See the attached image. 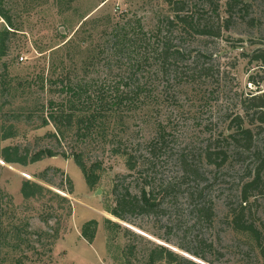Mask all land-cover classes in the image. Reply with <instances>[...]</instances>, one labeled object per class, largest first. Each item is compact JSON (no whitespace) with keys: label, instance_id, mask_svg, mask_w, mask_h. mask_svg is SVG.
Returning a JSON list of instances; mask_svg holds the SVG:
<instances>
[{"label":"rangeland","instance_id":"1","mask_svg":"<svg viewBox=\"0 0 264 264\" xmlns=\"http://www.w3.org/2000/svg\"><path fill=\"white\" fill-rule=\"evenodd\" d=\"M166 1L78 0L67 10L60 6V0H5L16 32L10 37L7 56L0 59V74L5 81V87L0 86V104L3 105V108L0 106V117L4 125L14 126L17 134L15 138L1 142L0 148L33 144L36 138L51 131L50 126L37 128V121L14 122L12 117L18 109L34 104L40 107L50 97L33 84L35 75L55 79L60 76V64L69 70L79 68L80 61L76 59L75 64L63 61V45L73 39L83 21L96 17H102L104 21L109 18L114 22L123 18L139 19L145 29H150L160 15L166 14ZM184 1L187 12L201 15L210 22L213 31L220 28L218 39L207 36L189 41L190 50L210 56L212 71L209 76L190 84L164 89L162 83H156L151 98L145 103L142 100L140 107L128 114L132 131L129 136L146 138L152 133L153 125L163 126L167 136L155 159L157 184L175 183L179 177V169L175 165L179 152L189 151L197 156L207 147L211 151L222 149L226 153L225 161L217 166L215 164L219 160L215 164L193 160L192 165L198 168L200 174L198 182L189 178L179 180L175 193L177 200L174 193L165 197L160 192L166 206L165 213L155 218H138L134 222L136 226H131L110 214L113 179L116 175L127 174V170L124 159L111 156L108 148L97 151L92 147L89 149L102 160L103 169L98 184L91 189L86 186L81 171L71 159L46 158L24 167L6 164L0 159V190L12 202V207H3L0 217L7 245L0 253L3 264H15L17 260L20 264H124L122 252L127 240L121 232L109 231L105 220L142 237L137 241L136 250L139 252L135 253V259L140 263L144 261V251L146 254L151 245H160L196 264H207L177 247V244L183 243L195 249L193 242L197 237L206 245H212L213 251H203L201 254L210 264H261L257 249L249 237L231 229L229 212L237 208L243 186L251 182L258 171L256 186L248 192L247 206L254 223L257 226L264 224V162L260 164L264 125L260 129L251 127L253 147L246 153L233 148L228 138L231 131L227 127L236 114L243 117L240 104L245 99L264 93V66L249 61L256 51L264 50V0H242L243 4L232 12L228 30L222 27L223 19L228 17L224 12L226 0ZM215 6L218 17L212 13ZM5 28L0 19V31ZM92 66L93 63L86 60L81 68L101 76L102 69ZM112 74L116 76L119 72L113 70ZM250 80L255 84L249 83ZM46 169L60 171L47 172L46 179L50 184L38 179ZM24 181L40 184L65 198L71 208L70 218L64 217L65 211L58 210V201L51 195L23 200L20 186ZM66 181L71 182V193L67 192ZM200 187L206 189V198L213 205L211 224L197 223L192 213L193 204L185 194L186 189L196 190ZM172 201L178 204L177 212L172 211ZM47 215L52 218L44 224L41 217ZM89 221L97 222L91 244L80 236L82 225ZM53 230H57L58 235L52 244L48 237L38 238L34 234L42 231L52 236ZM181 234H186L183 242ZM14 247L16 251L12 250ZM155 264L166 263L158 261Z\"/></svg>","mask_w":264,"mask_h":264},{"label":"trees","instance_id":"2","mask_svg":"<svg viewBox=\"0 0 264 264\" xmlns=\"http://www.w3.org/2000/svg\"><path fill=\"white\" fill-rule=\"evenodd\" d=\"M77 1L60 0V6L69 10ZM184 2L167 0L166 14L160 15L150 29H145L139 19L123 18L114 22L109 18L104 21L102 17H96L83 21L75 31L73 39L63 45V61L75 64L76 59L80 61L79 68L69 70L60 64V76L55 79H45L42 74L35 75L33 84L38 86L41 93H48L50 97L45 103H41L40 107L34 104L25 109H18L12 117L14 122L37 121V128L50 126L51 131L36 138L33 144L0 148V159L6 164L23 167L46 158L71 159L81 171L86 186L91 189L98 184L103 169L102 160L89 149L92 147L97 151L100 148H108L111 156L124 159L127 170V174L116 175L113 179V205L110 214L120 222L136 226L134 222L138 218H155L165 213L166 206L160 192H163L165 197L174 193L176 199L179 180L189 178L198 182L200 174L198 168L192 165L193 160L197 159L198 163L204 160L212 164L219 160L215 164L219 166L226 159V153L222 149L211 151L210 147L197 156L189 151L179 152L175 158V165L179 169V177L175 183L157 184L155 159L167 136L163 126L153 125L152 133L146 138L135 139L129 136L132 131L128 123L131 117L128 114L138 109L142 100L145 103L151 98L156 83H162L164 89L173 85L190 84L209 76L212 71L210 56L190 50L189 41L207 36L218 39L220 28L213 31L210 22L201 15L187 12ZM240 4H243L242 0H226L224 12L228 17L223 19L224 30L229 29L232 12ZM216 10V6L213 7L212 13L218 17ZM10 12L5 0H0V19L6 26L0 31V59L7 56L10 37L16 32ZM86 60L93 63L92 67L99 66L102 69L101 76L81 68ZM249 61L264 66V50L256 51L249 57ZM113 70L119 74L114 76ZM0 83V86L5 87L1 74ZM249 83L255 84L252 80ZM0 106L3 108L2 104ZM240 106L244 115L242 117L236 114L230 119L227 129L231 133L228 138L231 139L234 149L246 153L253 147L254 135L251 127L260 129L264 125V93L249 96ZM1 119L0 117V143L15 138L17 134L14 126L4 125ZM262 149L260 164L264 162V146ZM48 171L60 173L59 169L44 170L38 179L45 184H50L46 179ZM258 177L257 171L254 179L243 186L237 208L229 212V225L235 233L249 237L257 249L261 264H264V224L257 226L254 223L247 206L248 192L256 186ZM66 184L67 192L71 193V182L66 181ZM205 190L204 187L196 190L186 189L185 194L187 200L193 204L192 213L195 214L197 223L200 221L202 224H211L214 209L206 198ZM47 194L58 201V210L65 211L64 217L69 219L71 208L65 198L35 182L24 181L20 186L23 200L44 197ZM172 202V211L177 212L178 204ZM5 206L12 207V202L10 197L0 190V217ZM50 218L52 217L49 215L41 217V222L47 224ZM104 224L109 231L121 232L127 240L122 252L124 264H155L158 261H164L166 264H196L160 245H151L146 254L144 251V261L140 263L135 259V253L139 252L136 250L137 241L142 240V237L111 221L105 220ZM2 225L0 219V253L2 248L7 246ZM96 228V221L86 222L80 230L81 238L91 244ZM34 234L38 238L48 237L52 244L58 231L53 230L52 236L42 231ZM185 235L181 234V242ZM202 241L195 237V249L188 248L183 243L177 244V247L184 253L210 264L201 254L203 251H213L212 245H206ZM12 250L16 251L15 247ZM3 262L0 259V264ZM15 264H20V261L17 260Z\"/></svg>","mask_w":264,"mask_h":264}]
</instances>
